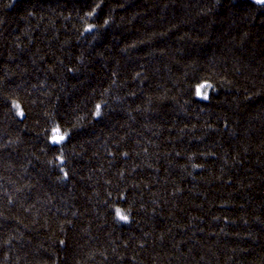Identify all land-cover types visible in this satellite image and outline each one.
Instances as JSON below:
<instances>
[{
	"label": "trees",
	"instance_id": "1",
	"mask_svg": "<svg viewBox=\"0 0 264 264\" xmlns=\"http://www.w3.org/2000/svg\"><path fill=\"white\" fill-rule=\"evenodd\" d=\"M0 264H264V3L0 0Z\"/></svg>",
	"mask_w": 264,
	"mask_h": 264
},
{
	"label": "snow or ice",
	"instance_id": "2",
	"mask_svg": "<svg viewBox=\"0 0 264 264\" xmlns=\"http://www.w3.org/2000/svg\"><path fill=\"white\" fill-rule=\"evenodd\" d=\"M258 2L259 3H264V0H258ZM204 86L203 85H201V88H203ZM197 94L199 95L200 94V89H197ZM205 98H207L206 97V95H205ZM15 107L18 109V114H22V113H20L19 112V105H15ZM99 105L97 106V111L99 112ZM56 133H57V135H54L53 136V141L55 142V143H59L60 141H62L63 139H64V136H62V135H59V130L57 129L56 130ZM117 215L119 216V218L121 219V220H127V216H125V215H123L122 213H120V211L119 210H117Z\"/></svg>",
	"mask_w": 264,
	"mask_h": 264
},
{
	"label": "rangeland",
	"instance_id": "3",
	"mask_svg": "<svg viewBox=\"0 0 264 264\" xmlns=\"http://www.w3.org/2000/svg\"><path fill=\"white\" fill-rule=\"evenodd\" d=\"M254 1H255V2H258V0H254ZM258 3H259V2H258ZM199 89H200V94H201V95H205L206 92H207V90H208L207 88H199ZM206 89H207V90H206ZM201 98H203V97H201ZM204 98H205V97H204ZM53 136H54V135L51 136V141H52V142H54V141H53Z\"/></svg>",
	"mask_w": 264,
	"mask_h": 264
}]
</instances>
